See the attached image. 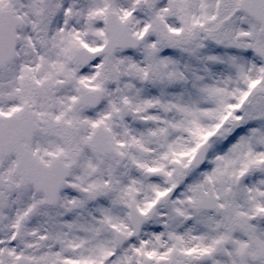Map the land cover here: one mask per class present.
I'll return each mask as SVG.
<instances>
[{
  "label": "snow or ice",
  "instance_id": "snow-or-ice-1",
  "mask_svg": "<svg viewBox=\"0 0 264 264\" xmlns=\"http://www.w3.org/2000/svg\"><path fill=\"white\" fill-rule=\"evenodd\" d=\"M0 264H264V0H0Z\"/></svg>",
  "mask_w": 264,
  "mask_h": 264
}]
</instances>
